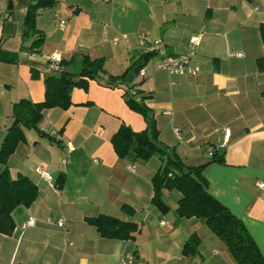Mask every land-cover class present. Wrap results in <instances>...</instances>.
Returning a JSON list of instances; mask_svg holds the SVG:
<instances>
[{
	"label": "crops",
	"instance_id": "1",
	"mask_svg": "<svg viewBox=\"0 0 264 264\" xmlns=\"http://www.w3.org/2000/svg\"><path fill=\"white\" fill-rule=\"evenodd\" d=\"M31 1L0 0V146L12 105L23 97L43 100L45 76L78 72L84 56L102 58L103 72L71 88L67 108L44 109L38 130L23 128L6 165L12 177L30 178L38 193L10 213L14 230L0 233V264H117L122 257L139 264H238L203 219L176 214L177 190L163 191L166 212L153 204L152 177L163 165L158 155L117 156L110 142L122 122L134 131L146 127L125 102L132 95L144 96L162 147L186 166L205 164L208 192L243 222L264 257V189L257 185L264 183V70L256 63L264 55L258 29L264 0H54L37 10L36 28L45 37L37 53L28 51L33 37L24 31ZM140 33L163 45L147 59L144 75L135 72L127 82L147 53ZM192 51L196 75L156 66ZM109 75L124 80L115 84ZM134 82L140 84H126ZM53 130L60 139H51ZM98 214L134 221L138 230L132 239L102 237L85 219ZM29 218L33 225H26ZM194 235L196 251L185 254Z\"/></svg>",
	"mask_w": 264,
	"mask_h": 264
},
{
	"label": "trees",
	"instance_id": "2",
	"mask_svg": "<svg viewBox=\"0 0 264 264\" xmlns=\"http://www.w3.org/2000/svg\"><path fill=\"white\" fill-rule=\"evenodd\" d=\"M252 1V0H247ZM54 4V0H33L29 3L25 17V34L33 37L28 51L37 53L45 37L36 28L37 10L49 7ZM259 33L264 44V22L259 25ZM154 52H147L143 59L135 66V72L143 67ZM102 58H90L84 56L81 68L78 72L61 71L58 75L45 76V92L41 101H31L29 98H20L12 106L11 122L7 127L6 134L0 146V233L9 235L14 230V221L10 214L17 206H29L37 197L38 189L35 183L25 175L17 174L12 177L7 167V159L13 153L16 145L24 140L23 128H35L38 130V123L41 120L44 109L59 107L67 108L72 103L70 89L73 87H85L89 79H96L101 72ZM257 67L264 70V55L257 58ZM115 84L124 77L113 75L108 76ZM129 88H134L140 83H126ZM141 91L135 90V94ZM144 96L136 99L131 96L126 99L127 106L143 116L146 127L141 131H134L122 122L116 132L111 136L113 148L120 158L128 155L135 159L146 161L154 155H158L163 160V165L152 177L153 196L152 202L163 212L169 209L164 200V190H177L179 199L175 212L179 217L201 218L208 225L238 264H264V257L258 246L254 242L243 222L231 211L215 199L207 190V183L202 174L205 164L197 166H186L175 153H169L159 142L158 129L155 121L149 114L148 108L144 105ZM55 140L54 137H51ZM216 160L221 161L218 157ZM123 210L132 213V208L122 205ZM89 225L96 228L97 232L105 238L111 239H132L138 230L134 221H123L119 218L107 214L86 217ZM198 239L192 236L184 246L185 254L196 251Z\"/></svg>",
	"mask_w": 264,
	"mask_h": 264
},
{
	"label": "built area",
	"instance_id": "3",
	"mask_svg": "<svg viewBox=\"0 0 264 264\" xmlns=\"http://www.w3.org/2000/svg\"><path fill=\"white\" fill-rule=\"evenodd\" d=\"M104 1V0H101ZM105 1H111V0H105ZM61 25L64 24V21L60 22ZM203 34H199L197 36H194L191 38V43L193 46H197V44L200 43V39H202ZM119 38L115 37L113 39L114 42H117ZM139 44L141 45L142 48L147 50V52H155L160 49L161 45H163L162 41L160 40H155V41H149L147 33H140L139 35ZM193 55L194 51L186 54H181L178 56H166L163 58H160L159 61L156 63V66L158 69L164 70L169 74H176V75H196L198 71L200 70L199 66L195 63H193ZM240 56V54H237ZM53 59H56L52 55ZM51 57V58H52ZM145 73L144 66L140 67L137 71L138 76H143ZM176 130V134H177ZM51 134L54 136L55 139H60V135L57 131H51ZM229 137V133L225 132V140L227 141ZM35 171L42 175L44 178L49 179L48 173L44 172L43 168L41 169L40 167H36ZM258 187L264 189V183L258 182L257 183ZM34 224V219L29 218L28 221L26 222V225H33ZM58 226L64 225V221L62 219L58 220L57 222ZM117 264H139L137 263L134 259L131 258H125L122 257Z\"/></svg>",
	"mask_w": 264,
	"mask_h": 264
},
{
	"label": "water",
	"instance_id": "4",
	"mask_svg": "<svg viewBox=\"0 0 264 264\" xmlns=\"http://www.w3.org/2000/svg\"><path fill=\"white\" fill-rule=\"evenodd\" d=\"M134 73H135V69H132L128 72L127 76H126V81L127 82H130L134 76Z\"/></svg>",
	"mask_w": 264,
	"mask_h": 264
}]
</instances>
